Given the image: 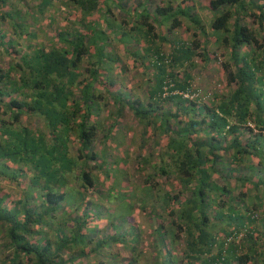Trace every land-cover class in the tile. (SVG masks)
<instances>
[{"label":"trees","instance_id":"obj_1","mask_svg":"<svg viewBox=\"0 0 264 264\" xmlns=\"http://www.w3.org/2000/svg\"><path fill=\"white\" fill-rule=\"evenodd\" d=\"M211 60L225 79L200 89L192 69ZM134 62L140 95L121 89ZM123 110L145 142L136 155L144 177L131 196L153 208V224L163 212L169 220L151 233L154 242L167 235L174 252V225L189 264H264V197L256 193L264 183L250 185L264 171V0H0V181L17 189L14 196L0 184V264L107 263L104 248L121 242L115 232L126 220L112 225L115 197L99 186L109 176L99 156L113 155L107 143L115 147L117 135L120 144L131 138L119 126ZM101 118L112 120L104 127ZM161 175L186 194L161 190ZM229 188L241 203L235 211L223 197ZM76 197L79 211L70 209ZM93 216L110 225L100 238ZM136 222L128 228L138 238ZM169 253L165 264H173Z\"/></svg>","mask_w":264,"mask_h":264},{"label":"rangeland","instance_id":"obj_2","mask_svg":"<svg viewBox=\"0 0 264 264\" xmlns=\"http://www.w3.org/2000/svg\"><path fill=\"white\" fill-rule=\"evenodd\" d=\"M134 2L137 0H133ZM154 1V0H153ZM129 3V2H128ZM196 9L199 10L200 15H202V17L204 15H206V10L205 8L202 7L201 4H199V6H196ZM251 27H254L255 24H253L252 22L248 23ZM180 30L178 31V34H180ZM177 34V35H178ZM176 35V34H175ZM190 33H187L185 36H189ZM263 35V34H262ZM169 39L172 37L171 35H168ZM184 37V36H183ZM261 38V36H259V39ZM200 42H202V39ZM165 46V44H163ZM210 49V48H209ZM217 53H222L225 54L223 57L221 56L220 59L222 60L221 62H223L226 59V48L224 46H222L221 44L218 45V49ZM120 52V51H119ZM121 54V52H120ZM124 62L126 63L128 61V57L127 54H122L121 55ZM214 60H211V65L208 62L207 65H205L206 67H203L204 64L206 63H198L197 66H194V68L192 69V74H193V84L196 85L198 88H203L204 89H211L213 84H217L219 83H223V80L225 79V74L223 73V70L221 69V67H219V64L212 66ZM231 63V62H230ZM210 65V66H209ZM139 65L137 63L134 62V65L129 69V74L131 76L130 77H126L125 79H123V86H122V90L125 89H130L131 92H135L137 95H140L142 92V88H143V84L141 81V75L139 74V69H138ZM138 69V70H137ZM126 84V85H125ZM141 84V85H140ZM143 99V98H142ZM103 114L105 113H101L99 117H102ZM101 123L102 125H104V127H106L107 125H109L111 123L112 119H103L101 118ZM33 121H35V118H33ZM103 121V122H102ZM126 125L127 129H131L132 130V134H131V138H129L127 135H125V132L123 133V131H121V136L122 137H128L126 140L122 139V143L120 144V141H118L117 139L119 138V135L116 136V138H114V142H116V146H112L111 144L107 143V149L108 151L111 150L113 151V155H108L106 157V154H102L99 156V158L101 160H103L105 162V167L107 169V171L109 172V176L108 178H106V180H102L101 183H99V186H104L102 189H107V191L112 194L113 197H115V202L110 203L108 206V209L110 211H112L111 208H113V214H112V218H113V222L112 225L113 227H115V225L118 226L117 222L119 219L124 218L126 220L125 224L123 225V229L120 230L119 232H115V236L118 237V239L120 237H122L121 242L119 240H115L114 242H109L108 243V248H104V254H107L106 256L104 255L101 259H104L107 263L105 264H165V262L167 263V255H168V251H170V258H171V263L173 264H189L187 261L185 260H181V242H182V238H183V232L179 231L176 227H174V225H172V230L175 231L178 235V238L176 240H174L175 245H173V251L171 250V245L173 242L171 240V238H169L167 235H163V240L164 243H161V245H158V242H154V237L151 235V233L153 231H160L158 230L160 228V222L163 224V228H167V224H168V218H167V214L165 212L163 215V219L164 220H155V223L153 224L151 222V215H149V213L151 211L149 210H153L152 207H150V205H144V207H140V205L142 206V204H140V202L137 199V195L135 196L134 194L131 196V190L130 187L135 188L134 184L137 183L138 185L141 186V182L142 179L144 177L143 174L140 173L139 171V158L136 156L137 154H139V148L142 145V147H144V143L142 144L141 142V126L140 124H138L137 122H135L132 118L131 115L129 114V112L127 110H123V117L120 118L119 120V126L121 127ZM124 129V130H125ZM100 136V134H99ZM95 141V145L93 146V150L95 152L98 151V146H99V138ZM111 141V140H110ZM143 141V140H142ZM111 145V146H110ZM72 148L76 147L75 144H72L71 146ZM145 147H147L145 145ZM148 148V147H147ZM126 150L127 149V155H128V160L126 161V164H124V159L126 156H124L126 153L123 152L121 153V150ZM119 157V160H117L115 158V156ZM153 154H151L150 156H152ZM223 156V155H222ZM226 158V157H224ZM114 161H117V163H119V161H121V164H115ZM90 164V163H88ZM123 170L125 173H127L126 176H124L125 180L122 178L123 176H121V174L123 173ZM239 170V174H245L248 169L245 166H239L238 168ZM91 173L94 176L98 175V171L96 170V168H92L91 169ZM241 174V175H242ZM259 174H264V171H260V173L254 175V178H251L250 180V185H255L258 186L259 184L264 183V176L263 175H259ZM116 182V183H115ZM256 182H258L259 184H257ZM123 183H125L124 185H122ZM0 184L2 185V187L4 189H9L11 190L10 192L13 193V195L15 196V193L17 192L16 188H14L11 184L10 185H4L1 181ZM68 187H63V193L68 195L69 192H71L73 186H74V181H71V179L69 181H67V183L65 184V186H69ZM154 184H158V186L160 187V189L162 190L164 187H169V194H175V196H178L180 198L181 195H185L186 193L182 192V190L180 191V187L174 184V178L172 175H166V176H159L157 178L154 179ZM72 186V187H71ZM114 187V188H112ZM252 187V186H250ZM62 188H60L61 190ZM115 189V190H114ZM260 193L262 192V189H264V185L258 187ZM247 189H243V191H245ZM259 191L256 190V193H258L259 197H264V195L259 194ZM182 192V194H180ZM233 192V193H232ZM235 189H228L227 191H224L223 193V197L227 198L228 202L226 203L227 206L231 205V209L235 211V208H233V206L235 207H239L240 206V202H238L236 199L231 198V196L235 193ZM253 193L252 189H249V193ZM155 192L152 191L150 193L152 200L155 199ZM131 196V197H130ZM217 196V195H216ZM245 203H249V199L247 198V195H245ZM146 198H144L142 201L145 202ZM257 199V197H256ZM256 204L260 205L259 203H257V201H254ZM82 203L79 202L78 197L71 199L70 200V209L73 208L75 205L78 207L77 210L79 211L80 206ZM101 204V202H100ZM207 204L210 206V204L207 202ZM264 204V203H261ZM97 205V204H96ZM99 205V204H98ZM172 205L174 206V209L177 208V204L175 201H172ZM207 208V207H206ZM260 208H263L262 205H260ZM90 210H92V204L89 207ZM103 211V210H102ZM149 211V213H148ZM101 213V212H100ZM95 214V213H94ZM101 217L104 218V216L106 215L105 213H101ZM124 214V215H122ZM122 215V216H121ZM136 216V225L134 228V231L136 229V232L138 229H140L139 234L137 232V235H139L138 238H135V236H133L130 233V228H128L129 226H131V220L132 218ZM132 217V218H131ZM153 217V216H152ZM176 216H170V219H176ZM64 218L62 217V220ZM93 220H94V226L96 227L95 229H98V232H94L96 235V238H100L102 235L98 234V233H103L106 232V230H108L110 228L109 224H103L101 226V221L100 219L98 221H96V216H93ZM105 223V222H103ZM100 225V226H99ZM93 226V225H92ZM134 226V225H133ZM165 226V227H164ZM94 229V227H93ZM116 229V228H115ZM163 230V229H162ZM157 232V233H158ZM119 233V234H117ZM156 233V234H157ZM105 233H103L104 235ZM113 234V235H114ZM48 236L52 237L51 231L48 232ZM159 238V237H158ZM1 237H0V243L1 242ZM172 242V243H171ZM262 247H264V244L262 245ZM5 251V250H4ZM92 254V252L85 254V255H90ZM94 257L98 256L95 252L93 253ZM0 257H2V252L0 253ZM92 259V258H91ZM165 259V260H164ZM90 259L87 257H83L81 256L79 259H75L74 262L76 263H80V264H87V262ZM95 260L98 261V258H95ZM164 260V261H163Z\"/></svg>","mask_w":264,"mask_h":264}]
</instances>
